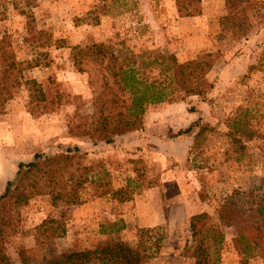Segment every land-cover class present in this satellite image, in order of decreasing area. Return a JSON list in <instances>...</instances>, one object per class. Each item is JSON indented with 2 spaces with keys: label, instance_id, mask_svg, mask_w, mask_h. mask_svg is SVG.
<instances>
[{
  "label": "rangeland",
  "instance_id": "1",
  "mask_svg": "<svg viewBox=\"0 0 264 264\" xmlns=\"http://www.w3.org/2000/svg\"><path fill=\"white\" fill-rule=\"evenodd\" d=\"M234 6L233 21L248 29L243 36L231 32L232 20H222L225 0H199L189 16L177 13L175 0H0V38L6 36L10 52L0 66L12 60V87L0 83L10 91L0 114V147H31L34 154L76 145L81 157L63 171L64 179L67 171L88 177L78 189L79 204L53 203L47 192L26 205H5L4 246L12 264H24L46 217L62 220L63 235L50 240L57 253L104 241L98 225L123 219L126 228L110 237L138 244L144 264H192L189 219L201 212L223 235L216 252L209 250L212 264H264L258 256L242 260L236 228L217 218L219 205L233 195L235 204L242 202L236 214L252 219L264 195V0ZM145 49L179 62L212 53L205 75L212 87L201 96L148 105L139 129L105 143L92 134L108 115L101 105L111 92L126 98L112 76L110 53L123 65L124 54ZM231 117L236 138L228 132ZM196 123L211 130L196 139ZM247 130L252 137L242 134Z\"/></svg>",
  "mask_w": 264,
  "mask_h": 264
},
{
  "label": "trees",
  "instance_id": "2",
  "mask_svg": "<svg viewBox=\"0 0 264 264\" xmlns=\"http://www.w3.org/2000/svg\"><path fill=\"white\" fill-rule=\"evenodd\" d=\"M225 1L228 13L222 20H232L231 32L235 35H245L248 31L247 26L241 21L239 23L233 21L235 15L229 11L235 7L236 0ZM198 2L199 0H175L176 11L180 16L192 15L197 12ZM7 46L9 43H6V36H2L0 57L7 54L10 58ZM97 49L98 53L102 52L101 46ZM110 56L112 76L118 77L117 88L122 95L126 94V98L111 92L101 105L102 112L107 109L108 115H102L101 121L93 126L92 134L95 133L97 138H101L105 143L111 142L115 136L139 129L142 126V115L148 105L180 100L192 95L201 96L212 87L205 78L214 62V55L209 52L199 53L193 59L179 62L171 53L145 49L138 54H124L123 65L116 62V56H112L111 53ZM11 75L12 60L6 66H0V83L12 87ZM9 95V90L0 88V114L4 112V102ZM230 122L228 132L236 138L239 129L236 127L235 118L231 117ZM195 125L198 127L196 139L205 129L211 130L206 125L199 123ZM190 130L188 127L178 134ZM242 134L248 138L253 136V132L248 130ZM235 140L240 141L239 137ZM79 157L81 153L75 145L55 153L36 152L29 161L17 163L14 178L6 182L0 194V264H12L4 246L10 220L5 205H9V202L14 206L26 205L32 196L47 192H51L53 203L62 198L69 205L81 203L78 189L88 177L80 175L75 179L73 171H67L65 179L63 175V171L67 167H72ZM79 169L77 167L74 171ZM81 169L90 171L91 167L83 166ZM28 181L30 184L25 186ZM67 182L69 183L66 184ZM233 200V195H229L219 205L217 210L219 224L233 225L236 228L233 242L242 260L258 256L264 263V195L255 202L252 219L236 214L239 213L242 202L240 204L238 199L239 204H235ZM125 228L126 223L123 219L100 223L97 234L107 236L104 241L57 253L50 246V240L63 235L65 230L62 227V220L46 217L35 228L38 233L37 244L34 249L26 251L24 264H144L146 257L138 244L131 246L110 237L111 234ZM189 229L195 236V243L189 252L192 264H212L209 250L212 248L216 252L223 238L222 233L214 227L211 217L206 212L192 215L189 219Z\"/></svg>",
  "mask_w": 264,
  "mask_h": 264
},
{
  "label": "crops",
  "instance_id": "3",
  "mask_svg": "<svg viewBox=\"0 0 264 264\" xmlns=\"http://www.w3.org/2000/svg\"><path fill=\"white\" fill-rule=\"evenodd\" d=\"M13 115V114H12ZM23 128L26 120L22 122ZM33 151L31 147H0V191L4 185L15 175L19 161L30 160Z\"/></svg>",
  "mask_w": 264,
  "mask_h": 264
}]
</instances>
